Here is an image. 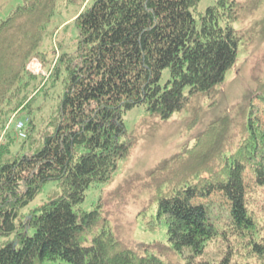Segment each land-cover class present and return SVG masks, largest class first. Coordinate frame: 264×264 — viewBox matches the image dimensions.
Segmentation results:
<instances>
[{"label": "trees", "instance_id": "obj_1", "mask_svg": "<svg viewBox=\"0 0 264 264\" xmlns=\"http://www.w3.org/2000/svg\"><path fill=\"white\" fill-rule=\"evenodd\" d=\"M58 1L22 0L0 20V135L12 116L24 113L29 137L32 103L63 74L51 131L31 152H24L22 143V150L4 161L12 137L0 143V264H178L165 259L164 250L185 248L191 253L180 264H235L228 257L217 263L196 259L217 230L205 206L192 201L218 192L230 204L233 233L253 225L243 170L249 167L252 181L264 187V122H255L246 107L253 108L255 99L264 104V77L235 117L224 113L212 119L191 145L163 158L143 178L141 186L154 204L145 226L165 224L164 249L124 244L109 230L101 202L87 212L75 208L135 145L124 129L125 111L143 105L150 117L163 121L197 95L215 102L239 44L249 42L232 26L241 3L215 0L196 20L199 0H92L74 16V51L50 61L45 78L28 64L45 63L39 48ZM166 68L169 80L162 87ZM48 181H56L61 194L15 223ZM251 244L256 264H264V238Z\"/></svg>", "mask_w": 264, "mask_h": 264}, {"label": "rangeland", "instance_id": "obj_2", "mask_svg": "<svg viewBox=\"0 0 264 264\" xmlns=\"http://www.w3.org/2000/svg\"><path fill=\"white\" fill-rule=\"evenodd\" d=\"M243 6L239 18L233 22L235 30L249 37V42L239 44L234 65L226 72L224 81L218 87L219 93L215 102L202 95L192 98L190 104L179 112L173 113L167 120L159 121L149 116L143 105L125 111L122 121L126 135L133 134L135 145L128 156L117 161L115 170L105 182L94 183L86 191L83 201L75 208L76 211H90L98 202L102 203V211L107 216L109 230L124 244L135 247L140 245L155 246L154 249L168 245L166 226L160 223L150 230L145 226V218L154 215V204L150 203L147 189L141 184L146 173L163 158L178 151L183 145H191L195 136L214 118L227 113L237 115V108L244 106L245 98L255 87L258 79L264 77V0L255 8H250L254 0H237ZM22 0H0V20L5 19ZM92 0H59L54 15L47 26L40 51L45 55V63L33 59L28 69L41 72L46 78L47 69L64 51L71 53L77 44V27L74 16ZM215 0H199L193 16L198 20L199 14ZM53 65V64H52ZM59 75L52 87L40 92L32 103L33 130L29 137L19 138L15 129L16 121L24 122L27 131L25 114H21L11 123L6 124L4 133L0 135V143H5L11 136L12 144L9 152L2 155L1 161L13 156L24 144V152H31L32 146L41 139L43 134L51 131L55 106L60 100L61 79ZM169 80L168 69L162 71L160 86ZM253 108L246 107L255 122H264V104L253 100ZM253 109L252 112H249ZM14 118V117H13ZM26 134V133H25ZM32 143H34L32 145ZM22 150V149H21ZM249 167L243 170L246 185V209L252 217L253 225L241 233H233L230 204L218 192L206 197H196L193 203L205 206L209 220L215 225L217 234L205 246L203 253L196 256L197 260L217 263L228 257L235 264H256L258 258L251 251V240L260 241L264 238V187L252 181ZM61 194L56 181L45 182L38 194L24 208L19 210L15 223L30 218L32 211L58 197ZM3 238H0L2 241ZM190 249L181 253L164 250L165 259L174 263H182L189 255ZM44 264H68L63 261H44Z\"/></svg>", "mask_w": 264, "mask_h": 264}, {"label": "built area", "instance_id": "obj_3", "mask_svg": "<svg viewBox=\"0 0 264 264\" xmlns=\"http://www.w3.org/2000/svg\"><path fill=\"white\" fill-rule=\"evenodd\" d=\"M23 127H24V122H22V121H17V122L15 123V129H16L17 132H18V136L21 137V138L25 137V133H24V131H23Z\"/></svg>", "mask_w": 264, "mask_h": 264}]
</instances>
